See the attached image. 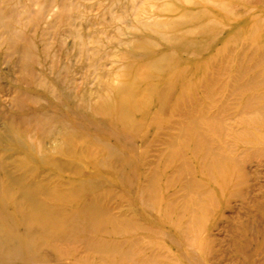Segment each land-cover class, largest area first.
<instances>
[{"label":"bare ground","instance_id":"obj_1","mask_svg":"<svg viewBox=\"0 0 264 264\" xmlns=\"http://www.w3.org/2000/svg\"><path fill=\"white\" fill-rule=\"evenodd\" d=\"M125 1L0 0V264H206L247 200L264 0Z\"/></svg>","mask_w":264,"mask_h":264},{"label":"rangeland","instance_id":"obj_2","mask_svg":"<svg viewBox=\"0 0 264 264\" xmlns=\"http://www.w3.org/2000/svg\"><path fill=\"white\" fill-rule=\"evenodd\" d=\"M140 2L142 1L137 0V3ZM128 3L130 2L122 0L121 8L125 9ZM2 68L7 73V66L3 65ZM11 74L8 76V83L16 77V73ZM8 89L12 93L10 85L6 89L7 93ZM4 100H7V105H10L12 95L5 96ZM3 128L4 123L0 120V133ZM247 173V200L244 204L232 201L230 209L223 213L229 222L227 224L225 221L220 222L213 232L216 240V259L206 260V264L212 262L214 264H238L242 259L246 260L249 257L247 247H252L251 250L257 251V264H264V164L259 167L249 166ZM243 242L247 243L246 252L241 254L238 249Z\"/></svg>","mask_w":264,"mask_h":264}]
</instances>
